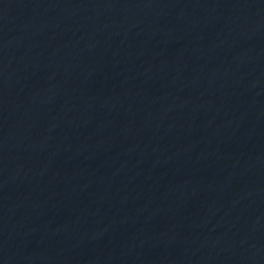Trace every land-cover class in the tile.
<instances>
[{
	"label": "water",
	"instance_id": "obj_1",
	"mask_svg": "<svg viewBox=\"0 0 264 264\" xmlns=\"http://www.w3.org/2000/svg\"><path fill=\"white\" fill-rule=\"evenodd\" d=\"M0 264H264V0H0Z\"/></svg>",
	"mask_w": 264,
	"mask_h": 264
}]
</instances>
